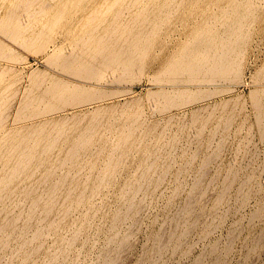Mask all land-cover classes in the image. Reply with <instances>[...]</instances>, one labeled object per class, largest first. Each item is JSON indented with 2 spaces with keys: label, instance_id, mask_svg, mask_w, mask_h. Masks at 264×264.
I'll return each instance as SVG.
<instances>
[{
  "label": "rangeland",
  "instance_id": "obj_1",
  "mask_svg": "<svg viewBox=\"0 0 264 264\" xmlns=\"http://www.w3.org/2000/svg\"><path fill=\"white\" fill-rule=\"evenodd\" d=\"M12 1H15L14 4ZM16 1L17 0H0V15H4L1 16L3 20H0V24L1 22L2 25H4V22H7V25L9 23L12 24L14 18H16V20L18 19L19 21L16 22L15 20L11 26L8 25L9 29L12 27L15 28V26H18L16 23L22 22L23 24H20V27L18 26L19 29H17L20 31L21 26H25L22 29L25 31L27 28L28 30H26L27 32L25 31V33L21 29L18 33V37H15L16 35L14 36L11 34L15 32L13 29L8 32L9 29L6 24V29H4L5 25H0V46L6 47H4L5 49L1 47V50L4 49L5 54L1 53L2 51L0 50V54H4L0 55V72L3 73L0 77V119L2 120L0 126V141L3 143L0 142V144H2L0 150L2 149L3 152L0 151V156L3 155L2 153H4V150L5 153L13 152L14 147H19V150L17 148L14 151L15 153L19 152V155L16 153L17 156L15 157L19 159L20 153H22L19 160L13 158L14 152L12 156L6 153L9 155V158L7 157L8 159L5 158L6 156H2L5 159L0 157V167L2 166L1 169L3 166L5 167L3 168L4 170L2 169L3 171L0 169V179L2 176H5L1 175L5 174L3 172L7 173L6 176L8 175L7 178L9 179V172L13 174L15 171L13 169H16V166V171L19 172V169L22 170L21 168L27 165L28 159L30 160V158L27 157L34 155L32 157L33 159L31 158L32 160L28 163V168L25 166L26 170L23 168V170L19 172L21 175L17 172L18 176H16L15 171L13 174L15 176L10 174V177H13L9 180L10 182L6 181V176L4 178L2 177L6 182H3L4 180L2 181V179L0 181V246L2 245L0 249V264H264V114H262L264 113V108L263 111L261 110V107H264V105L260 104V106H262L259 107V104L257 106L256 103L259 98V100L264 103V0H252L253 5H251L249 0L247 1H249L250 4H247V1L239 0V6L237 4L238 0H231V3H229L230 0H177V2L176 0H165L166 2L164 0H155V3L152 2L153 0H140V2L150 5L147 6L142 3L141 6L143 10H146V6L149 8L150 12L144 10L145 12L143 15L142 10L139 14L141 15L142 13V19H146L147 22L141 21L140 16L138 18V11L142 9L139 5V0L137 1L138 3L134 1L136 4H133V8H131V2H129L130 6L127 5L128 0H106V2H103V0H79V3H77L78 0H74L77 4L76 7L74 6L75 4H73L75 3L73 0V5L69 3L71 0H69V2L68 0H36L37 2L28 0L29 3L27 0H24L22 1L23 6L25 4L24 7H21V0L17 1L18 4ZM112 1L119 3L123 1L126 4L125 6V4L122 3L124 8L128 6V8L130 7L133 10L126 8L128 10L127 12L126 9L124 10L122 4L119 5V3H117V7H120L118 10L114 2L115 6H110V10H113L112 13L109 7L106 8L107 5L113 4ZM33 2L35 4H39L40 2L39 8L42 6V9L46 6L45 8L48 11L44 9L47 12H50V9L53 10L55 7L61 10L57 13V9H54L50 14L45 11L46 14L42 16L44 9L39 11L41 8L39 9L37 5V7H35ZM159 2L160 5L164 2L167 5L164 3V7L162 4V7L160 6L162 9L160 8L159 10ZM240 2L243 4L240 5ZM244 2L247 4V7L251 5L252 7L250 6V10L252 11V9H255L257 14L255 11H252L254 13L250 14L249 12L251 11L245 6L246 4L244 5ZM57 3L59 5H57ZM65 3L68 4L66 5ZM233 3L234 7H241V9L237 8L236 10V7L232 8ZM226 4L228 6H226ZM255 4H258L257 8ZM27 5L30 7V11L32 12L30 13L31 15L28 14L30 11L29 7L27 9ZM61 5L63 8L59 7ZM100 5L105 7L104 14L105 11H107L106 9H108L109 12L105 14L108 15L106 16L108 19H106L105 15H101L103 10H101L102 6L100 7ZM134 5L138 7L135 6V8ZM10 6L11 10H9ZM19 6L22 9L25 8V11L28 10L27 13L25 12V14L24 11L21 10L17 11L16 8H19ZM32 6H34V8ZM69 6L71 7L68 8ZM154 6V9L157 8L159 10L157 12H159L158 15L160 14L159 16L161 17L156 15V11L154 13V10L152 11V9H150ZM170 6L172 8H169V10L168 7ZM244 6L249 10L246 9L247 13ZM85 7H88V9ZM97 7L99 8L97 9ZM222 7L225 9H222ZM91 8H93V11H96H92L96 14V19L93 20L90 17L95 15L92 12L89 13ZM163 8H166V10ZM36 9H38L37 12L35 11ZM65 9L67 11H65ZM55 10L56 12H54ZM6 11H8L7 15H14L11 13L14 11H17L18 14L21 13L20 16L18 14H15V16L18 15L22 20L19 17L13 18L12 15L11 17L7 16ZM130 11H132L131 14ZM134 11H137L135 15L133 14ZM151 11L153 13H151ZM222 11L227 13L224 15ZM228 11L233 12V14ZM61 12L64 14L61 15ZM120 12H122L124 16L130 14L129 16L127 15L130 19L125 16L130 21L127 18L125 19ZM167 12L171 14L167 16ZM34 13L35 17L41 14L44 19L46 15L52 14V17L47 16L46 20L48 21H45L50 24L49 21L55 22V18L53 17H56V22L55 24H48V30V26L44 25L46 22L43 23L44 19L41 16L39 17L42 19L39 17H36L37 19H35V17L33 18L34 15L32 16V14ZM117 13L119 14L115 16L114 14ZM163 13H165L164 16H162ZM220 13L223 14L220 16ZM98 14L99 16H97ZM132 14L134 16H131ZM147 14L148 16H150V14L152 15L151 19L148 18ZM153 14L163 20H159L158 17L156 20ZM228 14H230L231 17ZM5 15L7 19L4 18L6 17ZM59 15L65 18L62 19ZM120 15H122V25L127 22L131 23V18H133L132 26L135 27L138 24V26H136L137 29L135 28L136 30L139 29V32L143 30V33L146 35L149 32L147 36L151 33V31H149L150 29L153 31L156 30L154 31L155 35L151 33V37L146 36V38H148L146 39L144 36L145 34L139 36L138 32L134 29L135 34L131 31L132 28L130 25L132 23L130 25L127 23L131 30L126 27L127 24H125L123 26V28H125L124 31L122 26H117L121 22V18H118ZM165 15L166 18L164 20L163 17H165ZM213 15L217 17L216 20H214L215 18L212 19ZM243 15H246L245 19ZM223 16L228 17L229 20ZM236 16L238 19H242L243 16L242 21L244 25H242L243 28L242 26H239L240 29L238 28V32L241 36L237 35V31V33L234 32L233 35H235V38L236 36L238 38L234 39L233 35L232 37L229 36L232 42H235L234 44L237 43L234 46L231 40L229 41L227 38H229L228 32L232 31L231 25L233 24L234 27V24L238 21V19L234 20ZM50 17L53 19L49 20ZM97 17H101L100 20ZM250 17H252V20H248ZM113 18H115L117 22ZM254 18L255 20H253ZM152 19H154L155 22L159 21L155 23ZM126 20L128 21L126 22ZM230 20L231 23L233 21L232 24ZM151 21L155 24H151ZM141 23L145 24L141 25ZM111 24L117 27L111 26ZM156 24H158V26ZM226 24L228 26L230 24L229 31L226 30L228 29ZM43 25L47 26L44 28L45 31L42 30ZM155 25L157 29L154 27ZM104 27H107L109 32L111 29L113 34L107 32L108 30H105ZM111 27L116 30H112ZM143 27L144 29H142ZM209 27H213L210 29L211 31ZM235 27H238V24H236ZM206 28L209 30V32L205 30L208 32L207 34L204 32ZM39 29L43 31L46 37L43 36V38L41 35V39L36 38L39 36L37 32ZM88 29H90L92 34L87 31ZM100 29L102 31H100ZM121 29L124 31V33L121 34L124 35H120ZM241 29L242 31H239ZM83 30L85 33H88L85 34ZM92 30L94 32L97 30V33L95 32L96 34H94ZM118 30L119 35H117L116 32ZM145 30L147 32H145ZM224 30L227 36H225L226 34L223 35L222 31ZM82 31L85 35L83 34L84 36L80 37L82 36ZM113 31H115V33ZM213 31L214 33L217 32L215 33L216 35ZM106 32L110 34L108 35L111 36L110 38L113 41H109L110 38H108ZM15 33L17 34V32ZM22 33L24 34L22 35ZM197 33L201 34L204 38ZM212 33L214 35H212ZM89 34L91 38L88 36ZM101 34L105 35L101 36ZM129 34H133V38L136 36H138L136 38L144 37L149 42H144V38L142 39L143 43H141V45L146 46L143 47L146 48L145 53L144 50H141L143 52H138L142 46H136V38L129 39V37H132L129 36ZM208 34H211L212 37L210 38ZM126 35H128V37ZM205 35H207L209 39ZM31 36V39H35V43L31 40L30 42H32V44L30 45V42L28 41V44L25 39L29 40ZM98 36L104 39L101 40V37L97 38ZM112 36L117 38L116 41L118 40L117 42L121 45L115 42ZM117 36L122 38L123 41L122 39H118L119 37ZM199 36L201 38L198 39ZM213 36H218L219 42L215 40L218 38H213ZM78 38H82V40L80 41ZM89 38L91 39L90 41H88ZM124 38L134 41L130 43ZM195 39L198 41H200V39L201 41L206 39L203 41H206L205 43L201 42L203 46L207 45L205 47L206 49L200 46V42V45L197 44L198 42ZM223 39L228 45L225 44ZM44 40L45 42L42 45ZM100 40L103 43H105L106 40V46L103 43L101 46ZM124 40L128 46L129 43L134 44V46H131L132 48L129 46L132 51L135 49L134 51L138 52L137 54L143 53L144 56L142 57V54L136 56V52L134 51L131 53L132 51L128 46L126 45L125 47V45H123L125 43ZM220 40H222L223 44L226 46H223ZM76 41L81 47L75 45ZM214 41H216V46L221 43L220 46L223 48L217 46V49L216 47L210 46L212 44L214 45ZM84 42H86V44ZM207 42L212 43L207 44ZM144 43H148V46ZM230 43L232 45H230ZM117 44L118 48L116 49ZM191 45H194V50L196 49L193 53L197 54L198 52L197 56L194 54L195 56L193 57V53H189L193 51ZM229 45L231 47L233 46L235 51L232 48L234 53L229 51L232 56L228 55L225 61H229L230 58V60L234 62L232 63L230 61V64H235V66H233V68L229 66L230 69L227 72L225 71L226 74L221 73L217 75L216 72L215 74L217 76H211L212 71L210 72V70H208L206 74L207 71L204 70H207L206 68H209V65L210 67L212 63L216 65L214 62H219L218 60L220 58V60H222L224 53L227 50H231V47L226 49ZM82 46L84 48H82ZM96 46H98V51ZM209 46L211 48L210 50L218 52L219 59L217 53L213 52L212 54V51L209 53ZM89 47H94V49H91L97 52L92 51V53H95V55L97 54L96 56H98V58H96V56L95 58L98 60L101 58L102 62L94 58L90 49V54L93 55V61H91L89 53L86 55L87 53L85 51V48L87 49ZM124 47L125 49H123ZM184 47H189L190 49L188 48L187 52H185L186 50H184ZM224 47L226 48L224 49ZM126 48L130 51L128 52ZM136 48L138 50H136ZM121 49L122 51L126 50L129 57L134 56L131 57L130 60L129 57H125L126 54L120 55L125 57L122 59L120 57L121 61L124 62L125 60L124 63L131 61V64L133 61H136V64L141 61L142 65L139 64L141 67L137 65V67L133 69V65H136L133 62L134 64L131 65L133 68L130 66V68L128 67V69H126V67L123 70L122 68L126 65L123 66L124 63H120L116 55L118 59L115 65L119 68L116 66H112V68L114 67V69L118 71L116 70V72L114 69L113 71L111 67V72H109L110 69L106 70L107 64L103 61V58L107 57L108 59V56L110 57L109 54L113 53L118 55L120 53L124 54L122 51L117 53V50ZM219 49H221V51ZM222 49L225 51L223 52ZM82 50H84V52ZM99 50L102 52L101 56L98 55L100 52ZM183 50L186 57L182 54ZM200 50H203L201 51L203 53H200L201 56L204 55V50H208L207 52L209 55L207 54V57H209L210 54L211 56L215 54L214 56H217V60L213 57L215 59L214 61L207 62V60H203L205 64L203 62L200 64ZM105 51H110L112 53L109 52L108 54V52ZM75 52L78 56L74 54ZM87 52H89L88 49ZM186 53L190 54L193 59L196 57V59L199 58L197 61L201 67L205 65L203 67L204 69L198 70L203 72H200V74H204L205 72L206 78L205 75H199L198 70H196L198 71V75H195L196 71L194 73L193 70L190 75L188 71L186 73V68H188L187 65H189L190 59L192 60L190 55L189 58L187 57ZM220 53L221 55L223 54L221 57ZM72 54H74V56L76 55V57ZM180 54L181 56L183 55L181 57L182 59L180 58ZM205 55L204 57L206 59ZM71 56L76 59L83 57L84 60L89 58L87 63L91 62V64L96 60L97 65L94 64V62L92 66H89L86 60L84 62L82 59L80 61H82L83 64L86 63V69H84L85 71H81L80 68H83L84 65L81 64L79 60L75 61L76 64H71V66L68 64V62L70 63V60H72ZM62 57H68L70 60L68 61L66 60L68 58H66L64 59V63L62 60V63L65 66L68 65V68H73L68 69L61 65L62 63H59V61L63 59ZM58 58H60V60ZM174 59L175 62L173 61L172 63ZM184 59L186 61H184L185 63L183 62L186 67L184 68L185 71H183L182 67L178 72L175 70L176 68H171L172 65ZM207 59L210 60L211 58ZM97 62L100 63L98 64ZM118 62L121 65H118ZM226 63L229 64V62ZM102 65L105 67L101 68L103 72H106L107 75L104 74L106 77L102 75L103 78L101 77L102 79H99L100 77L97 76L99 77L97 79L96 75L91 76L89 74V77L87 73V76H84V73L87 72L86 70H88L89 67H100ZM168 65L172 69H170L171 71L169 70V72L166 70L168 69ZM107 66L109 67L110 65ZM236 66H238V69L235 68ZM131 68L133 70H131L132 73L130 72V74L127 70ZM125 69L126 73H129L127 76L124 75ZM231 69L234 71L230 73L229 71ZM235 69H237V71H235ZM181 70L185 73L180 72ZM215 71L213 69V72ZM119 72H123V75H120ZM118 74L120 76H118ZM207 75L211 76L213 80ZM55 78L58 79L56 80ZM59 79L63 80L61 83L68 81V83L72 82V85H80V88L82 85L83 89L87 87L88 90L90 89L89 93H91V95L93 94L90 96L91 99L90 97L88 99L87 95L89 93H87L86 96H81L82 98L80 99L84 100L83 98L87 97L88 101L85 99L84 102H79L80 99H78L79 101L77 100L76 103H73L71 101L73 97L72 99H68L70 98L68 97L70 91L66 90L67 97L65 96V98L66 100L68 99L67 101L70 100V103L63 104L62 102L65 101V98L61 100L60 95V100L58 99V102L57 100L54 101L58 98V91H56V88L60 87L66 89L69 86L66 82H64L63 85L66 83L67 87H65L66 84L63 86ZM55 81L57 83L54 85ZM51 84H53L54 87L51 86L50 90L49 85ZM38 85L39 87L41 85V90L38 89ZM72 85L68 87L72 89L71 91L77 90V88L79 89L78 86L76 87L74 85L76 87L74 88ZM42 89L50 90L47 97L45 94L47 92ZM83 89H81V91ZM86 89L83 92L79 89L77 92L86 93ZM159 89L160 91H158ZM164 89L166 91L169 90L167 95ZM173 89L176 92L173 91ZM185 89L188 90V94L184 93ZM190 89L193 94L195 92L197 93V91L200 93H195V95L191 97L190 95L192 94L190 93L192 92L189 91ZM38 90H40V93ZM54 90L56 92H54ZM187 90H185V92ZM161 91L162 94H165L168 98L170 95L171 98H167L168 100L165 99L166 97L164 98V95L160 94ZM171 91H173V93ZM177 91H182L183 95L186 94V96L190 97L187 101H180V99H185L186 96L181 95L180 92L179 96ZM42 92H45L44 96ZM28 93L32 94V97H37L39 100L45 98V100H41V102L44 101L42 102L44 105L35 98L33 104L32 101L29 103L32 97ZM51 93H56V95L54 94L55 96H53L54 102L51 99ZM40 94L41 97L39 96ZM172 96H175L176 99L179 96L177 102ZM257 96L260 97L258 98ZM28 97L29 100L26 99ZM172 98L175 99V102L173 101L174 103L172 102ZM49 99H51V101ZM169 100H171V103L168 102ZM23 101H25V105H33L30 107L27 106L31 111L28 110V112L30 114L34 113V115L29 114L30 118L28 112L26 113L27 110L25 109V105L23 106L24 109L21 106ZM47 101L51 102H48L49 104L53 103L54 106L59 105V108H54L53 106L54 109L50 108L51 106ZM60 102L63 106H61L62 104H60ZM38 103H40L39 107L36 105ZM34 105L37 106V108H35ZM45 106L46 109L49 106L47 109L48 112L45 111L44 114L37 116L44 112L42 109H45L43 108ZM19 108L20 110L23 109L22 113H26V115L23 116L20 110L18 111ZM31 108H35L36 113L32 112L33 109L31 110ZM37 111L40 113L37 114ZM18 112L20 114H18ZM95 113H98V117H94ZM19 116L20 119H18ZM62 118L64 121L66 119L67 122H64ZM131 119L136 123L133 124L134 121L132 122ZM49 121L53 123H49ZM41 122H43V124H41ZM54 123L58 126H56V124L53 125ZM48 124H52V127L50 128ZM65 124L66 126H64ZM31 125H35L38 128L35 126L30 127ZM43 125L45 130L49 129L47 134ZM53 126L61 130L60 134L62 136L58 135V129ZM26 127L30 128V132L35 127L36 129L33 130L32 133L44 130L45 132H43L45 135L38 132L41 133L39 134L40 137H38L36 136L38 133H30V135L33 136V139L30 137V140L27 135L29 130ZM25 128L26 132L23 131ZM54 128L57 129V131ZM126 129L133 130H130V133H128ZM17 131L21 132V137L18 135L19 132L17 134ZM51 133L54 134L52 135ZM122 133L123 135L128 133V135L126 134L127 137L126 135L123 137ZM131 134L133 135L131 136ZM41 135L44 136L45 139H42L43 137ZM52 136H56L55 138L58 139H53ZM80 136L84 137L81 138ZM129 136L130 138H128ZM34 137L37 139H34ZM86 138H88V141ZM125 138L127 141H125ZM38 139L39 142L37 141ZM82 139L85 143L87 141V144H82ZM4 140H6L5 143L3 142ZM19 140H22V142ZM23 140H26L27 144L30 143V145H26V143L24 145L23 143L26 141ZM44 140L45 142L43 143ZM47 141H51L50 144H48L49 142ZM34 142H36V146ZM18 143L22 144L19 145ZM51 143L53 144L52 146ZM77 143H79L80 146ZM120 143H124L125 145H121ZM33 145L36 147V150L33 149ZM81 146L83 148H80ZM73 147H75V150L72 153ZM76 148L78 151L77 154H74L76 153ZM78 148H80V150ZM23 149L24 151H21ZM44 149H46V151ZM122 149L125 151H122ZM27 151L29 154L26 153ZM32 151H34V153ZM25 156L27 160H25ZM23 159L26 164L22 161ZM113 159H119V161ZM19 161H22V163L19 164ZM7 182L8 184H6ZM53 185L61 186H58L59 188H57V186L54 188ZM51 186L52 189H56H51L53 192L56 191L55 193L50 191ZM29 189H33V192L30 190V195L28 192ZM48 191H50V195ZM68 193L71 194L69 195ZM47 195L54 196L55 198L48 197ZM38 197V201L43 198L42 201L39 202V206L36 199ZM40 197L42 198L40 199ZM46 197L53 200L50 201L49 199L47 201ZM81 197L83 199H81ZM34 199H36L38 207L34 203ZM56 200L57 203H55ZM45 201H47L49 205L52 203V205L49 207ZM54 203L56 205H53ZM33 204L35 208H38L36 209L37 212L33 210L35 209ZM43 205L49 208L54 206V208L52 210L49 208L43 209ZM31 208L37 214L34 213L35 216H31L34 217L33 219L30 217L32 220L27 217L28 213L30 216V212L32 211ZM64 208L68 210L65 211ZM43 210L44 212L45 210L47 211L44 214L47 217L45 220L42 219L44 216ZM13 219L15 220V224L10 225L11 222L13 223ZM51 223L53 225H50ZM38 229L39 234L42 230L41 235L37 234L38 232L36 231ZM34 235L37 238L35 237L34 239ZM74 235L76 238H74ZM68 241L70 243L73 241V243L69 245Z\"/></svg>",
  "mask_w": 264,
  "mask_h": 264
},
{
  "label": "bare ground",
  "instance_id": "obj_2",
  "mask_svg": "<svg viewBox=\"0 0 264 264\" xmlns=\"http://www.w3.org/2000/svg\"><path fill=\"white\" fill-rule=\"evenodd\" d=\"M17 1H19V0H17ZM17 1H16V3L18 4ZM22 1H24V0H21V2H22ZM25 1H26V0H25ZM29 1H30V0H29ZM29 1L27 0L28 3H29ZM37 1H39V0H37ZM37 1L34 0V2H37ZM64 1H65V0H64ZM66 1H67V0H66ZM73 1H74V0H73ZM73 1L71 0V1L69 2V0H68V2L71 3V4L73 3ZM80 1H81V0H80ZM83 1H84V0H83ZM104 1L106 2V0H103V2H104ZM109 1H110V0H109ZM109 1H108V2H109ZM118 1H119V0H118ZM123 1H125V0H123ZM123 1H121V2L124 3ZM134 1L137 2L138 0H132V1H131V0H128L127 5H129V2H131V3H130V4H132L131 8H133V4L135 3ZM142 1H143V0H142ZM146 1H147V0H146ZM150 1H151V0H150ZM157 1H159V0H157ZM164 1H165V0H164ZM169 1H170V0H169ZM174 1H175V0H174ZM228 1H229V0H228ZM235 1H237V0H235ZM241 1H242V0H241ZM244 1H247V0H244ZM249 1H250L251 5H253V4H252L253 1H252V0H249ZM249 1H247V4H250ZM14 2H15V1H14ZM14 2L12 1L13 4H14ZM21 2H20V3H21ZM34 2H33V3H34ZM61 2H62V1H61ZM74 2H75V3H73V4H75L74 6L76 7V6H77L76 1H74ZM108 2H107V3H108ZM112 2H113V4H111V2H110L111 5H109V6H108L107 3H106V5H107L106 8L109 7V10H110V6L114 5V2H115V1H112ZM139 2H140V0H139ZM148 2H149V1H148ZM152 2L155 3V0H153ZM165 2H166V1H165ZM165 2H164V3H165ZM176 2H177V0H176ZM233 2H234V1H233ZM238 2H239V0L237 1V4H238ZM10 3H11V2H10ZM58 3H59V2H58ZM58 3H57V5L60 4V3H59V4H58ZM62 3H63V2H62ZM62 3H61V4H62ZM77 3H79V0L77 1ZM81 3H82V2H81ZM99 3H100V2H99ZM99 3H98V5H99ZM115 3H116V4H115L116 6H115V5H114V6H115L116 8H118V7H117V6H118L117 3H119V2H115ZM122 3H119V5H121ZM137 3H138V2H137ZM140 3H141V4H140ZM140 3H139V5H140V7H142L141 5H142V3H144V2H140ZM157 3H158V2H157ZM161 3H162V2H161ZM164 3H162V4L164 5ZM167 3H169V2H167ZM173 3H174V2H173ZM227 3H228V2H227ZM229 3H231V0H230ZM229 3H228V4H229ZM240 3H241L240 5L243 4L242 2H240ZM254 3H255V2H254ZM256 3H257V2H256ZM13 4H12V5H13ZM34 4H35V3H34ZM34 4H33V5H34ZM39 4H40V2H39ZM39 4H35V7L38 6V8H39ZM65 4H66V3H65ZM67 4H68V3H67ZM67 4H66V5H67ZM73 4H72V5H73ZM92 4H93V3H92ZM101 4H102V3H101ZM124 4H125V3H124ZM135 4H136V3H135ZM144 4H146V3H144ZM144 4H143V5H144ZM149 4H150V3H149ZM162 4H161V5H162ZM165 4H166V3H165ZM171 4H172V3H171ZM176 4H177V5H180V4H178V3H176ZM245 4H246V3L244 2V5H245ZM247 4L245 5L246 7H247ZM9 5H10V4H9ZM12 5H11V6H12ZM19 5H20V4H19ZM31 5H32V4H31ZM31 5H30V6H31ZM36 5H37V6H36ZM55 5H56V4H55ZM62 5H63V4H62ZM62 5L59 6V7L61 8ZM72 5H71V6H72ZM78 5H79V4H78ZM83 5H85V4H83ZM94 5H95V4H94ZM96 5H97V4H96ZM102 5H103V4H102ZM102 5H100V7H101ZM106 5H104V6H106ZM122 5H123V4H122ZM137 5H138V4H137ZM137 5H134V7L137 6ZM139 5H138V6H139ZM146 5H147V6H150V5H148V3H147ZM151 5H152V3H151ZM154 5H155V4H154ZM161 5H160V2H159V10H160V8L162 7ZM166 5H167V4H166ZM174 5H175V4H174ZM174 5H172V6H174ZM232 5H233L232 8H235V7H236V6L234 7V3H233ZM235 5H236V4H235ZM251 5H249V6L247 7V8H249V10H250V6H251ZM255 5H256V4H255ZM255 5H254V6H255ZM257 5H258V4H257ZM257 5L255 6L256 8H257ZM11 6H10V9H9V10H11ZM13 6H14V5H13ZM13 6H12V7H13ZM15 6H18V5H15ZM24 6H25V4H24ZM24 6H23V2H22V6H21V7H24ZM44 6H45V5H44ZM64 6H65V5H64ZM71 6H69L68 8H70ZM125 6H126V4H125ZM129 6H130V5H129ZM138 6H137V7H138ZM160 6H161V7H160ZM226 6H228V5L226 4ZM230 6H231V5H230ZM238 6H239V4H238ZM245 6H244V8H245ZM21 7L19 6V8H16V7H15V8L17 9V11H18V10H21V11H24V13H25V12L27 13L28 10L25 11V10H24L25 8L22 9ZM28 7H29V6L27 5V9H28ZM32 7L34 8V6H32ZM32 7H31V8H32ZM45 7H46V6H45ZM45 7H44V8H45ZM59 7H58V8H59ZM75 7H74V8H75ZM83 7H84V6H83ZM83 7H82V8H83ZM89 7H90V6H89ZM91 7H92V6H91ZM94 7H95V6H94ZM112 7H113V6H112ZM115 7H114V8H115ZM151 7H152V6H151ZM164 7H165V5H164ZM174 7H175V6H174ZM179 7H180V6H179ZM223 7H224V6H223ZM223 7H222V9H225V8H223ZM251 7H252V6H251ZM8 8H9V7H8ZM8 8H7V9H8ZM13 8H14V7H13ZM20 8H21V9H20ZM40 8H41V9H40ZM40 8H39V9H40L39 11H42V10L44 9V8L42 9V6H40ZM47 8H48V7H47ZM62 8H63V7H62ZM72 8H73V6H72ZM72 8H71V9H72ZM85 8L88 9V7H85ZM98 8H99V7H97V9H98ZM104 8H105V7L102 6V9H101V10H103V13H102L101 15H105L106 12H109L108 9H106L107 11H105V14H104V10H105ZM114 8H112V9H114ZM121 8H122V6H121ZM123 8H124V5H123ZM126 8H128V6H127ZM126 8H124V10H125ZM129 8H130V7H129ZM129 8H128V9H129ZM131 8H130V10H133V9H131ZM135 8H136V7H135ZM145 8H146V10L144 9L145 11L150 12L149 8H147L146 6H145ZM154 8H155V6H154L153 8H150V9H152V11L154 10V13H155V11H156V12L159 11L157 8H156L157 10L154 9ZM166 8H167V7H166ZM166 8H163V9L166 10ZM169 8H172V7L170 6V7H168V9H169ZM237 8H240V9H241V7H236L235 9L237 10ZM247 8H245V10H246ZM45 9H46V8H45ZM45 9L43 10L44 12L42 13V16H44L43 14H46L45 11H46L47 9H46V10H45ZM54 9H57V8L55 7ZM54 9H53V10H54ZM66 9H67V8H66ZM66 9H65V11H67ZM87 9H86V10H87ZM119 9H120V7L118 8V10H119ZM138 9H139V8H138ZM161 9H162V8H161ZM168 9H167V11H168ZM173 9H174V8H173ZM227 9H228V7H227ZM251 9H252V8H251ZM12 10H13V9H12ZM51 10H52V9H50V12H53V10H52V11H51ZM60 10H61V9H60ZM60 10L57 9V13H58V11H60ZM82 10H83V9H82ZM90 10H91L90 12L88 11L89 13H91V12L93 11V8H91ZM118 10H117V11H118ZM122 10H123V9H122ZM126 10H127V9H126ZM134 10H135V9H134ZM136 10H137V9H136ZM142 10H143V7H142L141 10L138 11V18H139V16H140V20H141V21L143 20V22H144V21L147 22L146 19H145V20L142 19V18H143V15H144V12H145L144 10H143V12H142L143 15H142V13H141L142 17H141V15H139L140 12H141ZM148 10H149V11H148ZM169 10H170V9H169ZM171 10H172V9H171ZM177 10H178V9H177ZM177 10H176V12H177ZM230 10H232V9H230ZM236 10H235V12H236ZM242 10H243V7H242ZM247 10H248V9H247ZM247 10H246V13H247ZM249 10H248V11H249ZM17 11H16V12L14 11L15 13L10 11L11 13L14 14V15L11 14L13 18H14V17H19V16L21 15V13L18 14ZM21 11H20V12H21ZM29 11H30V7H29ZM35 11L37 12L38 9H36ZM35 11H33V12H35ZM47 11H48V10H47ZM47 11H46V12H47ZM68 11H70V10H68ZM73 11H74V10H73ZM79 11H80V10H79ZM79 11H78V12H79ZM112 11H113V10H112ZM112 11L110 10V12H112ZM152 11H151V13H153ZM161 11H163V10H161ZM226 11H227V10H226ZM238 11H239V10H238ZM250 11H251V10H250ZM252 11H255V9H254V10L252 9ZM252 11L249 12V13H250V14L254 13V12H252ZM6 12H7V13H6V15H7V14H8V11H6ZM10 12H9V13H10ZM50 12H47V13L50 14ZM54 12H56V10H55ZM75 12H76V11H75ZM84 12H85V11H84ZM88 12H87V14H88ZM93 12H96V11H93ZM93 12H92V13H93ZM127 12H128V10H127ZM131 12H132V11H130V14H131ZM136 12H137V11H136ZM136 12L134 11L133 14L135 15ZM171 12H175V11H171ZM222 12H223V11H222ZM228 12H231V11H228ZM24 13H23V14H24ZM26 13H25V14H26ZM30 13H32V12L30 11L28 14L31 15ZM40 13H41V12H40ZM61 13H62V12H61ZM71 13H73V12H71ZM99 13H100V12H99ZM112 13H113V12H112ZM112 13H111V14H112ZM120 13L122 14V12H120ZM123 13H124V12H123ZM158 13H159V12H157L156 15H158ZM161 13H162V12H161ZM165 13H166V12H165ZM165 13H163L162 16H164ZM167 13H168V12H167ZM223 13H224V12H223ZM223 13H220V16H221V14H223ZM226 13H227V12H225L224 15H225ZM231 13L233 14V12H231ZM241 13H242V12H241ZM243 13H244V12H243ZM255 13H256V11H255ZM15 14H18L19 16H18V15L15 16ZM25 14H24V15H25ZM38 14H39V12H38ZM38 14H37V15H38ZM63 14H64V13H62L61 15H63ZM68 14H69V12H68ZM74 14H75V13H74ZM74 14H72V15H74ZM93 14H94V13H93ZM107 14H109V13H107ZM118 14H119V13L114 14V15L116 16V15H118ZM130 14H129V15H130ZM133 14H132L131 16H134ZM145 14H146V13H145ZM169 14H171V13H168L167 16H169ZM235 14H237V13H235ZM235 14H234V16H235ZM250 14H249V15H250ZM256 14H257V13H256ZM256 14H255V15H256ZM6 15H5V16H6ZM11 15H7V16H10V17H11ZM29 15H28V16H29ZM33 15H34V16H33ZM51 15H52V14H51ZM51 15H46V16H45V19L41 16V14L38 15V16H36V17L41 16V17L44 19V21L42 20L43 23H45L46 21H48V20H46V17H47V16H51ZM54 15H55V14H54ZM85 15H86V13H85ZM90 15H91V14H90ZM90 15H89V17H90ZM94 15H95V16L90 17L92 20H93V19H96V14H94ZM101 15H100V16H101ZM122 15H123V14H122ZM122 15H120V17L118 16V18H121V22H120L121 24L119 23L118 25H117V24H116V25H117L118 27H119V26H120V27L122 26V29L125 31V28H123V26H124L125 24L128 23L127 21L130 19V17H128V16H129L128 14H127L128 16L125 15V16H127V17L129 18V19H128L127 17H125V16L123 15V16L125 17V19L127 18L128 20H126L127 23H125L124 25H122ZM153 15L155 16V14H153ZM159 15H160V14H159ZM159 15H158V16H159ZM228 15L231 17L230 14H228ZM228 15H227V16H228ZM1 16H4V15H0V17H1ZM7 16L4 17V18L7 19ZM32 16H33V18H34V17H35V13L32 14ZM55 16H56V15H55ZM68 16H69V15H68ZM68 16H67V17H68ZM76 16H77V15H76ZM83 16H84V13H83ZM97 16H99V14H98ZM106 16H108V15H105V17H106ZM147 16H148V14H147ZM151 16H152V15L150 14V16H148V18L151 19ZM158 16H155L156 20H157V17H158ZM216 16H217V15H216ZM238 16H239V13H238ZM243 16H244V15H243ZM243 16H242V19H243ZM245 16H246V15H245ZM245 16H244V19H245ZM251 16H252V15H251ZM22 17H23V16H22ZM36 17H35V19H37ZM41 17H39V18L42 19ZM51 17H52V16H51ZM51 17H50V19H49V18H48V19L51 20V19L55 18V22H56V17H53V18H51ZM59 17L61 18L62 16L59 15ZM87 17H88V16H87ZM87 17H86V18H87ZM89 17H88V18H89ZM113 17H114V16H113ZM124 17H123V18H124ZM144 17H145V16H144ZM159 17H161V16H159ZM159 17H158V19H159ZM170 17H171V15H170ZM223 17H226V16H223ZM230 17H229V18H230ZM232 17H233V16H232ZM240 17H241V16H240ZM253 17H254V15H253ZM2 18H3V17H1V19H0L1 21L3 20ZM13 18H12V19H13ZM19 18L21 19V17H19ZM63 18H65V17H62V19H63ZM82 18H83V17H82ZM82 18H80V19H82ZM90 18H89V19H90ZM97 18H99V17H97ZM100 18H101V17H100ZM100 18H99V20H100ZM115 18H116V17H115ZM115 18H113V19L117 22V20H116L117 18H116V19H115ZM135 18H136V17H135ZM153 18H154V17H153ZM155 18H154V19H155ZM163 18H164V20H165L166 15H165V17H163ZM167 18H168V17H167ZM213 18H215L214 20L217 19V17H215L214 15H213L212 19H213ZM218 18H219V17H218ZM226 18H227V20H229L228 17H226ZM248 18H249V17H248ZM8 19H9V18H8ZM12 19H11V21H12ZM58 19H59V18H58ZM62 19H59V20H62ZM80 19H79V20H80ZM84 19H85V18H84ZM84 19H83V20H84ZM89 19H88V20H89ZM106 19H108V17H106ZM106 19H104V20H106ZM109 19H110V18H109ZM131 19H132L131 21L133 22V18H131ZM150 19H149V20H150ZM154 19H152V20H154ZM161 19H162V18H161ZM161 19H159V20H161ZM220 19H222V18H220ZM232 19H233V18H232ZM232 19H231V20H232ZM237 19H238V17L236 16V19L234 18V20H237ZM240 19H241V18H240ZM240 19H238V21H236V23L234 24V27H233V24H232L233 21H232V23H231V20H230V23L232 24V25H231V30H232V31H231V32H228V33L230 34V35L228 34V37H229V36L232 37V35L234 34V32L237 33V32H238V28L240 29L239 26L244 25L242 19H241V20H240ZM15 20H16V18H14L13 23L15 22ZM21 20H22V19H21ZM45 20H46V21H45ZM97 20H98V19H97ZM102 20H103V19H102ZM111 20H112V19H111ZM119 20H120V19H119ZM159 20H158V21H159ZM162 20H163V19H162ZM222 20H223V19H222ZM225 20H226V19H225ZM246 20H247V19H246ZM246 20H245V21H246ZM248 20H252V17H250V19H248ZM253 20H255V18H254ZM18 21H19V20L17 19L16 22H18ZM34 21H36V20H34ZM52 21H53V20H52ZM129 21H130V20H129ZM158 21H156V22H158ZM8 22H9V21H8ZM49 22H50V24H52V23L55 24V22H51V21H49ZM123 22H124V20H123ZM132 22H131V23H132ZM154 22H155V20H154ZM154 22L151 21V24H155V23H156V22H155V23H154ZM234 22H235V21H234ZM237 22H238V23H237ZM13 23H12V24H13ZM131 23H128V24L130 25ZM139 23H140V21H139ZM3 24H4V25H5V24L7 25V22H4ZM12 24L9 23L8 25L11 26ZM20 24H23V23H22V22H20V23H18V24L16 23V25H18L19 27H20ZM48 24H49V23L46 22V24H44V25H47V26H48ZM50 24H49V25H50ZM128 24L126 25V27H128L130 30H131V28H132L131 31L134 32V29H135V28L137 29V27H136V26H138L137 23H136L137 25L135 24V25H136L135 27L132 26V25H133V23H132V24L130 25L131 28L129 27ZM142 24L144 25L145 23H141V25H142ZM236 24H238V27H235ZM0 25H2V22H1ZM4 25H2V26H4ZM6 25L4 26V29H6V27L8 26V25H7V26H6ZM44 25H43V26H44ZM139 25H140V24H139ZM141 25H140V26H141ZM156 25L158 26V24H156ZM156 25H155L154 27H156ZM245 25H246V22H245ZM13 26H14V25H13ZM18 26H15V28L12 27V28H10V29H9V26H8V29H9V30H8V29H7V30H8V32H9L11 29H13L15 32H17V34H16L15 32H14V33H11V34H13L14 36L16 35L15 37H18V33L21 31L22 28L25 27V26H24V27L21 26V29H20V31H19V30H18V29H19ZM43 26H42V28H43L42 30H44V28L47 27V26H44V27H43ZM51 26H52V25H51ZM51 26H50V29H51ZM53 26H54V25H53ZM109 26H110V25H109ZM111 26H115V25H112V24H111ZM117 26H115V27H117ZM152 26H153V25H152ZM226 26H227V28H228V29H226V30L229 31V30H230V28H229V27H230V24H229V26L226 24ZM154 27H153V28H154ZM17 28H18V29H17ZM47 28H48V30H49V26H48ZM95 28H96V27H95ZM97 28H98V26H97ZM97 28H96V29H97ZM111 28H112V27H111ZM212 28H213V27H212ZM212 28L209 27V30L212 29ZM242 28H243V26H242ZM28 29H29V28H28ZM98 29H99V28H98ZM98 29H97V30H98ZM104 29L106 30L107 27H106V28L104 27ZM109 29H110V27H109ZM122 29L120 30V31H121V32H120V35H124V34H121V33H124V31H123ZM136 29H135V30H136ZM140 29H141V27H140ZM142 29H144V27H143ZM145 29H146V27H145ZM156 29H157V27H156ZM202 29H203V28H202ZM26 30H27V28L25 29V31H26ZM40 30H41V29H39V31H37V32L39 33V34H38L39 36L36 37V38H40V39H41V37H40L41 35H42V37H43V36L46 37V35L43 33V31L41 30V31H42V32H41ZM93 30H94V29H93ZM93 30H92V32H94ZM97 30L95 31L96 33H97ZM102 30H103V28H102ZM102 30L100 29V31H102ZM107 30H108V29H107ZM112 30H116V29H115V28H114V29L112 28ZM138 30H139V29H138ZM138 30H136V31L138 32L139 36H141L142 34H143V35L145 34V33H143V30H142V32H139L140 30H139V31H138ZM146 30H147V29H146ZM146 30H145V32H147ZM148 30H149V28H148ZM205 30H207V28L204 29V32H206ZM209 30H207V31L209 32ZM214 30H215V28H214ZM217 30H218V29H217ZM22 31H24V30L22 29ZM25 31H24V32H25ZM27 31H28V30H27ZM27 31H26V32H27ZM44 31H45V30H44ZM83 31H84V30H83ZM83 31H82V34H81L82 36H80V37H83L85 34L88 33V32L85 33V31H84V33H85V34H84ZM87 31H89V33H91V32H90V29H88ZM98 31H99V30H98ZM103 31H104V30H103ZM126 31H127V28H126ZM131 31H130V32H131ZM149 31H151V33L154 34V31H156V30L153 31V30L150 29ZM200 31H201V30H200ZM200 31H199V32H200ZM210 31H211V30H210ZM236 31H237V32H236ZM239 31H242V29L239 30ZM26 32H25V33H26ZM46 32H47V30H46ZM95 32H94V34H96ZM107 32H109V30H108ZM107 32H106V33H107ZM110 32H111V29H110ZM110 32H109V33H110ZM113 32L115 33V31H113ZM116 32H117V35H119V30L116 31ZM128 32H129V31H128ZM201 32H203V31H201ZM201 32H200V33H201ZM208 32H206V34H207ZM222 32H223V35L226 34L225 36H227V33H225V30L222 31ZM226 32H227V31H226ZM40 33H41V34H40ZM98 33H99V32H98ZM100 33H101V32H100ZM103 33H104V32H103ZM109 33H107L108 38L111 37V36H109V35H110L112 32H111L110 34H109ZM134 33H135V32H134ZM134 33H133V34H134ZM148 33H149V32H148ZM148 33H147V35H148ZM151 33H150V35H151ZM155 33H156V32H155ZM210 33H211V32H210ZM213 33H214V31H213ZM213 33H212V35H214V34L217 33V32H215L214 34H213ZM23 34H24V33H22V35H23ZM83 34H84V35H83ZM91 34H92V33H91ZM108 34H109V35H108ZM112 34H113V33H112ZM125 34H126V33H125ZM133 34H132V35L129 34V36H132L131 38L129 37V39H132L133 36H134L136 33H135L134 35H133ZM138 34H137V35H138ZM197 34H198V33H197ZM201 34H202V33H201ZM201 34H198V35H200L202 38H204V37H203L204 35L202 34V35H203V36H202ZM104 35H105V34H101V36H104ZM114 35H115V34H114ZM147 35H146V34L144 35L145 38H146ZM150 35H149V36H150ZM154 35H155V34H154ZM208 35H209L210 38L212 37L211 34H208ZM215 35H216V34H215ZM217 35H218V34H217ZM220 35H221V34H220ZM237 35H240V33L238 32ZM19 36H20V35H19ZM35 36H36V35H35ZM88 36L90 37L91 35L89 34ZM96 36H97V35H96ZM101 36H100V37H101ZM126 36L128 37V35H126ZM149 36H147V37H149ZM196 36H197V35H196ZM200 36L198 37V39L201 38ZM205 36H207V35H205ZM233 36H234V39L238 38L237 36H236V38H235V35H233ZM240 36H241V35H240ZM240 36H239V37H240ZM20 37H21V36H20ZM94 37H95V35H94ZM100 37L98 36L97 38H100ZM112 37H113L112 39H115V42L118 41V40L116 41V39H117V38H115L116 35H115V37H114V36H112ZM117 37H119V36H117ZM123 37H124V36H123ZM136 37H138V36H136ZM136 37H135V38H136ZM150 37H151V36H150ZM207 37H208V36H207ZM209 37H208V39H209ZM215 37L218 38V39H215V40H216V41L218 40V42H219V37H218V36H215ZM215 37L213 36V38H215ZM28 38H29V37H28ZM31 38H32V36L29 38V40H28V39H25L26 42L28 43V41L30 42L31 40H33V39H31ZM43 38H44V37H43ZM86 38H88V37H86ZM90 38H91V37H90ZM90 38H89L88 41L91 40ZM92 38H93V37H92ZM108 38H107V40H108ZM135 38H133V39H135ZM140 38H141V37L136 38V39H135V42H136V44H137L136 46L139 45L140 47L142 46V48L139 47L140 50H138L137 48H136V50H138V52H139V51H140V52H143V51H141V50H144V53H145L146 48H143V47H146V46L141 45V43H143V42H142V39H143L144 37H142L141 39H140ZM145 38L143 39V40H145L144 42H146V41H147L146 39H148V38H146V39H145ZM195 38H196V37H195ZM213 38H212V39H213ZM221 38H222V36H221ZM221 38H220V39H221ZM78 39H80V41L82 40V38H78ZM94 39H95V38H94ZM100 39L103 40L104 38L101 37ZM118 39L121 40L122 38L119 37ZM124 39H126V38H124ZM150 39H152V38H150ZM196 39H197V38H196ZM196 39H195V40H196ZM212 39H211V40H212ZM227 39H228L229 41L231 40L230 37L227 38ZM42 40H43V39H42ZM42 40H41V41H42ZM101 40L99 41V42L101 43V46H102L103 44H105V46H106V44H107L106 40H105V43L101 42ZM127 40H128V38L126 39V41H127ZM195 40H194V42H195ZM204 40H206V39H204ZM204 40L201 41V39H200V41H198V40H196V41L198 42L197 44L200 45V43L203 42ZM228 40H227V43H228ZM34 41H35V39L33 40V43H35ZM41 41H40V42H41ZM85 41H86V39H85ZM109 41H113V40H111V38H110ZM122 41H123V39H122ZM122 41H121V42H122ZM124 41H125V40H124ZM126 41H125V43L122 42V43H124L123 45H125V47H126V45H127V44H126ZM128 41L131 43V42L134 41V40H132V41L128 40ZM216 41H214V45L212 44V45H210V46H213V47H216V48H217V46H218V47H220V48H223V47L220 46L221 43H220V45H217V46H216ZM220 41H221L222 44H223L224 39H223V41H222V40H220ZM44 42H45V40L43 41L42 45L44 44ZM82 42H83V41H82ZM147 42H148V41H147ZM194 42H193V43H194ZM199 42H200V43H199ZM205 42H206V41H205ZM205 42H203V43H205ZM224 42H225V41H224ZM231 42H232V40H231ZM1 43H2V42H1ZM80 43H81V42H80ZM84 43L86 44V42H84ZM84 43H83V44H84ZM92 43H93V42H92ZM102 43H103V44H102ZM117 43H118V42H117ZM127 43H128V42H127ZM130 43H129V46H130V47H131L132 45L134 46V44H130ZM148 43H149V42H148ZM148 43H146L147 46H148ZM203 43H201L200 46H203ZM208 43H212V42H207V44H208ZM232 43H233L234 46L237 44V43L234 44L235 42H232ZM28 44H29V43H28ZM31 44H32V42H30V45H31ZM83 44H82V45H83ZM93 44H96V43L94 42ZM118 44H120V43H118ZM118 44H117L116 49L118 48ZM144 44H145V43H144ZM146 44H145V45H146ZM194 44H196V43H194ZM225 44H226V42H225ZM225 44H223V46H224ZM0 45H1V44H0ZM2 45H3V43H2ZM75 45H76V46L78 45V42H77V41L75 42ZM79 45H80V44H79ZM79 45H78V46H79ZM90 45H91V44H90ZM111 45H112V44H111ZM114 45H116V44H114ZM120 45H121V44H120ZM120 45H119V46H120ZM189 45H190V44H189ZM204 45H205V44H204ZM226 45H228V44H226ZM226 45H225V46H226ZM230 45H232V44L230 43ZM230 45H229L227 48L224 47V49H225V48H226V49H229V48L231 47ZM83 46H84V45H83ZM83 46H82V48H84ZM91 46H93V45H91ZM98 46H99V45H98ZM98 46H96V49L98 48ZM107 46H109V45H107ZM112 46H113V45H112ZM127 46H128V45H127ZM129 46H128V48L131 50L132 47L130 48ZM200 46H199V47H200ZM206 46H207V45H206ZM206 46H203V47L205 48ZM210 46L208 47V48H209V49H208V50H209V53H210V51H212V50H210V49H211ZM1 47H2V46H0V50H1L2 48H4L5 46H3L2 48H1ZM79 47H81V46H79ZM86 47H88V46H86ZM103 47H104V46H103ZM103 47H100V48L102 49ZM114 47H115V46H114ZM114 47H113V49H114ZM125 47H124L123 49H125ZM185 47H187V46H185ZM185 47H184V50H186L185 52H187V50H188L189 47H188V48H185ZM191 47H193V51H190V50H189V51H190V52H189L190 54H191V52L193 53V52H195V50H196V49L194 50V45H191ZM197 47H198V46H197ZM5 48H6V47H5ZM5 48H4V49H5ZM82 48H80V49H82ZM91 48L94 49V47H89V48H87L89 52H87V49H86V48H85V51H86V53H87L86 55H88V53H89L90 58H91V61H93V58H92L93 55H94V58H95V56H96L97 54H96V55H95V53L93 54V53H92L93 50H92ZM100 48H99V49H100ZM104 48H105V47H104ZM104 48H103V49H104ZM106 48H107V47H106ZM109 48H111V47L109 46ZM109 48H108V49H109ZM119 48H120V47H119ZM121 48H122V47H121ZM195 48H196V46H195ZM232 48L234 49V47L232 46V47L230 48L231 50H227V51L224 53V55L222 54V55H223L222 60H220L221 58L219 59L218 52L212 51V52H211L212 54H213V52H214V53H217V56H218V59H219L218 61H219V62H216V61H215L214 63H216V65H214V64L212 63L213 66H212V64H211V67H210V65H209V68L207 67V68H206L207 70H204V71H207L206 74L208 73V70H210V72L212 71V72H211V73H212L211 76H212V75H213V76H217L218 74L220 75L221 73H222V74H223V73L226 74V72L230 69L229 66H231V68H233V66H235V64H230V63L232 62V60H230V58H229V61H225V60L228 58V55L232 56V55H231V52H229V51H232ZM4 49L1 50V51H2L1 53H4ZM80 49H79V50H80ZM90 49H91V53H92L93 55L90 54ZM108 49H107V50H108ZM111 49H112V48H111ZM129 49L127 50V48H126V50H127L128 52L130 51ZM133 49H134V48H133ZM189 49H190V48H189ZM205 49H206V48H205ZM217 49H218V48H217ZM217 49H215V50H217ZM79 50H77V51H79ZM126 50H123V51H122V49H121V50H117V53H120L121 51L124 52V54H121V53H120L119 55L116 54V53H115V54H114V53H113V54H109L110 51H109V52H108V51H105V52H108V54L110 55V57L108 56V59H107V57H104L105 55L102 56V57L105 58V59L103 58V61H105V63H106L107 65H110L109 67L106 65V70H109L110 67L112 68V66L115 67V66H116L115 63L117 62V59H118V58H119L118 61H120V63L123 62V61L120 60V57H121V59H122L124 56L122 57V56H120V55H125V54H126L125 57H129L128 53H126ZM134 50H135V49H134ZM134 50H133V51H134ZM184 50H183V52H182L183 55L185 54ZM191 50H192V49H191ZM208 50H207V51H208ZM219 50L221 51V49H219ZM80 51H81V50H80ZM82 51L84 52V50H82ZM95 51H96V50H95ZM95 51H93V52H95ZM97 51H98V49H97ZM97 51H96V52H97ZM99 51H100V52H99L98 55L101 56V55H102V52H101V50H99ZM103 51H104V50H103ZM111 51H112V50H111ZM119 51H120V52H119ZM131 51H132V50H131ZM133 51H132L131 53H133ZM201 51H203V50H200V51H199V54H200V53H201V54L203 53V52H201ZM207 51L204 50V55L206 54V55H205V56H206V59H205L204 55L201 56V54H200V62H199L200 64H202V62L204 63L203 60H205V61L207 60V62H209V61L212 62V61H214V60L216 59L217 56L215 57V56H214L215 54H214L213 56H211V54H210V56L207 57V54H208ZM222 51L224 52L225 50L222 49ZM234 51H235V49H234ZM234 51H232V52L234 53ZM114 52H115V49H114ZM134 52H136V51H134ZM138 52H136V56H139V55H141V54H142V57L144 56L143 53L137 54ZM206 52H207V53H206ZM100 53H101V54H100ZM110 53H112V52H110ZM131 53H130V55H131ZM180 53H181V52H180ZM221 53H222V52H221ZM221 53H220V57L222 56ZM233 53H232V54H233ZM4 54H5V53H4ZM4 54H0V55H4ZM74 54H76V52H75ZM74 54H72V55L74 56ZM78 54H79V53H78ZM104 54H105V53H104ZM186 54H187V53H186ZM190 54H187V57H188V58H189V55H190ZM194 54H195V53L192 54L193 57H194L195 55L197 56V55H198V52H197V54H195V55H194ZM76 55H77V54H76ZM76 55H75L74 57H76ZM79 55H80V54H79ZM82 55H83V54H82ZM82 55H81V56H82ZM84 55H85V53H84ZM84 55H83V56H84ZM116 55L118 56V58H117ZM132 55H134V54H132ZM183 55H182V56H183ZM208 55H209V54H208ZM77 56H78V55H77ZM106 56H107V54H106ZM136 56H135V57H136ZM176 56H177V55H176ZM182 56H181V54H180V58H181ZM71 57H72V56H71ZM74 57H72V60L76 59V58H74ZM85 57H86V56H85ZM87 57H89V56H87ZM125 57H124V58H125ZM131 57H134V56H131ZM131 57H129L130 60H131ZM184 57H186V55H184ZM198 57H199V56H198ZM202 57H203V58H202ZM213 57H214L215 59H214ZM62 58H63V57H62ZM66 58H68V57H65V58H63V59H61V60H60V58H58V59L60 60V61L58 60L59 63H60V62L62 63V60H63V63H64V59H66ZM96 58H98V56H96ZM96 58H95V59H96ZM99 58H100V57H99ZM175 58H176V57H175ZM190 58H192L191 55H190ZM196 58H197V57H196ZM196 58H194V59L192 58V60L190 59V63H188V61H187V63L189 64V65H187L189 69L186 68L185 65L183 64V62H184L185 59H187V58H185L183 61H179V62L175 63L174 65L171 66V68H173V69L176 68L175 70H177V72H178L179 69H181V67L183 68V71H185L184 68H186V73H187V71H188V73H189V75H190L192 70H193V72L195 73L196 70H198V69H201V70H202V68L205 66V65H204V66L202 65L203 67H201V65H200V64L198 63V61H197L199 58H198V59H196ZM207 58H211V59L208 60ZM82 59H83V57H82V58H77V59L74 60V61L70 60L69 58L66 59V60H68V61L70 60V63L68 62V64H70V66H71V64H76L75 61H78V60H79V62H81V64H83L82 61H80V60H82ZM88 59H89V58H88ZM88 59H85V60H86V63H87V60H88ZM176 59H177V58H176ZM181 59H182V58H181ZM181 59H180V60H181ZM201 59H202V60H201ZM232 59H233V57H232ZM66 60H65V61H66ZM85 60L83 59L84 62H85ZM96 60H98V59H96ZM96 60L94 61L95 63L93 62L94 64H96ZM99 60H100V62H102L101 58H100ZM99 60H98V61H99ZM141 60H143V59H141ZM187 60H189V59H187ZM195 60H196L197 62H196ZM216 60H217V59H216ZM89 61H90V60H89ZM89 61H88V62H89ZM173 61L175 62V59L172 60V63H173ZM220 61H221V62H220ZM230 61H231V62H230ZM233 61H234V60H233ZM73 62H74V63H73ZM100 62H99V63H100ZM124 62H125V60H124ZM124 62H123V63H124ZM133 62L135 63L136 61H133ZM133 62H132V64H131V61H130V62H126V63H124L123 66H125V65H126V66L123 67L122 69L124 70V68H126V67H127L126 69H128V67L130 68V66L134 64ZM181 62H182V64H181ZM185 62H186V61H185ZM185 62H184V63H185ZM226 62H229L230 65H229L228 63H226ZM63 63H62L61 65L65 66ZM66 63H67V61H66ZM66 63H65V64H66ZM77 63H78V62H77ZM86 63H85V64H86ZM93 63L91 64V62H89V63H87V64H89V66H90V65L92 66ZM97 63H98V62H97ZM99 63H98V64H99ZM118 63H119V62H118ZM118 63H117V64H118ZM120 63H119L118 65H121ZM123 63H122V64H123ZM136 63H137V62H136ZM136 63H135V64H136ZM170 63H171V62H170ZM170 63H169V65H170ZM172 63H171V64H172ZM232 63H234V62H232ZM79 64H80V63H79ZM85 64H83V65H84L83 68H80V67H77V68H80L81 71H82V70L85 71V70H84V69H86V68H85ZM102 64H103V63H102ZM139 64H141V61H139L138 64L133 65L134 68H133L132 66H131V67H132L133 69H135V68L137 67V65H139ZM180 64H181V65H180ZM204 64H205V63H204ZM206 64H207V63H206ZM227 64H228V65H227ZM96 65H97V64H96ZM104 65H105V64H104ZM104 65H102V66H100V67H99V66H95V67L93 66L92 68L89 67V69L86 70L87 72L84 73V76H87V74H88L89 77H90V75H91V76H95V75H96V77H97V76L100 77V78L97 77V79H98V78H99V79H102V78H103L102 75H103V76H104V74L107 75L105 71H104V72L102 71V70H103L102 68H105V67H103ZM141 65H142V64H141ZM141 65H139V67H141ZM169 65H168V69H166L168 72H169V70L171 69ZM75 66H77V65H75ZM75 66H74V69H75ZM78 66H79V65H78ZM86 66H87V65H86ZM207 66H208V65H207ZM239 66H240V65H239ZM66 67L68 68L69 66L67 65V66H65V68H66ZM81 67H82V66H81ZM87 67H88V66H87ZM101 67H102V68H101ZM114 67L112 68V70L114 69ZM116 67H118V66H116ZM139 67H138V68H139ZM200 67H201V68H200ZM237 67H238V66H236L235 68H237ZM71 68H73V67H71ZM71 68H68V69H71ZM77 68H76V69H77ZM90 68H91V69H90ZM118 68H119V67H118ZM132 68L129 69L130 71H129V70H127V71L130 73L131 70H133ZM122 69H121V70H122ZM126 69H125V71H124V72H125L124 75L127 76V74H129V73H128V72L126 73ZM203 69H204V68H203ZM213 69H214V71H215V70H216V71L213 72ZM237 69H238V68H237ZM237 69H235V71H237ZM78 70H79V69H78ZM104 70H105V69H104ZM112 70L110 69L109 72H111ZM114 70L116 71L117 69H114ZM114 70H113V71H114ZM123 70H122V71H123ZM166 70H165V71H166ZM171 70H172V69H171ZM171 70H170V71H171ZM189 70H190V71H189ZM231 70H232V69H231ZM231 70L229 71L230 73L234 71V70H232V71H231ZM76 71H77V70H76ZM117 71H118V70H117ZM117 71H116V72H117ZM198 71H199V70H198ZM198 71H196V74H195V75H198V74H199V75H205V78H206V74H205V72H204V74H200V72H202V71H199V73L197 74ZM225 71H226V72H225ZM120 72H121V71H120ZM120 72H119V74L121 75L123 72H122V73H120ZM180 72H182V70H181ZM193 72H192V73H193ZM210 72H209V74H210ZM216 72H217V73H216ZM0 73H1V74H0V77H1V75H2L3 73H2V72H0ZM82 73H83V72H82ZM86 73H87V74H86ZM131 73H132V72H131ZM131 73H130V74H131ZM182 73H185V72H182ZM194 73H193V74H194ZM202 73H203V72H202ZM213 73H214V74H213ZM215 73H216L217 75H216ZM89 74H90V75H89ZM119 74H118V76H120ZM193 74H192V76H193ZM122 75H123V74H122ZM195 75H194V76H195ZM207 76H209V75H207ZM211 76H209L210 79H212ZM96 77H95V78H96ZM101 77H102V78H101ZM104 77H106V76H104ZM93 78H94V77H93ZM55 79H56V78H55ZM57 79H58V78H57ZM57 79H56V80H57ZM201 79H203V78H201ZM203 80H205V79H203ZM212 80H213V79H212ZM59 81H60V83H61V81H63V80H60V79H59ZM64 82H66V81H64ZM64 82H62L61 84L63 85ZM56 83H57V82L55 81L54 85H55ZM66 83L69 84V86L72 85V84H71L72 82H71V83H70V82L68 83V81H67ZM66 83H65V84H66ZM58 84H59V82H58ZM65 84H64V85H65ZM67 84L65 85V87H67ZM70 84H71V85H70ZM54 85H53V84L49 85V89L51 88V86L54 87ZM64 85H63V86H64ZM74 85H75L76 87L78 86L79 89H80V91H81V89H83V86H82V85H81V88H80V85H78V84H74ZM74 85H72V87H73ZM58 86H60V85H58ZM69 86H68V87H69ZM75 86H74V88H76ZM38 87H39V85H38ZM61 87H62V86H61ZM68 87H67L66 89H64V88H60V87H57V88H56V89H57L56 91H58V92H57V93H58V95H57L58 98L55 97V98H56L55 100L53 99V96H55L56 93H54L55 95L51 93V94H52V98H51L50 96H48V97H50V98L52 99V101H53V100H54V101L57 100V102H58V99L60 100V98H61V100H62L63 98H65V96H66V92H67V91H70V93L68 92L69 95L67 94L68 97H70V98H68V99H72V97H73V99H72L71 101H72L73 103H74V102L76 103V101H77L78 99L82 98L83 96H86V94L89 93V90H90V89L88 90L87 87H86L87 89L84 87V89L81 91V92H83V91H85V89H86L87 92H86V93L84 92V93H85V94H84V93H81V92H77V91L79 90L78 88H77V90L75 89V90L71 91L72 89H70V88H68ZM40 88H41V85H40V87H39L38 89H40ZM44 88H46V87H44ZM46 89H47V88H46ZM49 89H48V90H49ZM53 89H54V88H53ZM68 89H69V90H68ZM181 89H182V88H181ZM40 90H41V89H40ZM40 90H38V92H39ZM42 90H43V89H42ZM44 90H45V89H44ZM44 90H43V91H44ZM48 90H45L47 93L44 92V93L46 94V97H47V94L50 93V90H51V89H50L49 91H48ZM66 90H67V91H66ZM182 90H183V89H182ZM185 90H187V89H185ZM185 90H184V93H187L188 90H187L186 92H185ZM52 91H53V90H52ZM52 91H51V92H52ZM56 91L54 90V92H56ZM103 91H104V89H103ZM158 91H160V89H159ZM164 91H166V90L164 89ZM168 91H169V90L166 91V95H167V92H168ZM173 91H175V90L173 89ZM173 91H171V92L173 93ZM189 91H191V89H190ZM156 92H157V91H156ZM175 92H176V91H175ZM177 92H178V91H177ZM179 92H180V91H179ZM179 92H178V93H179ZM191 92H192V91H191ZM194 92H195V91H194ZM29 93H30V92H29ZM29 93H28V94H29ZM39 93H40V92H39ZM44 93L42 92L43 96L45 95ZM163 93H165V92H163ZM172 93H171V94H172ZM180 93H181V95H183V92H182V91H181ZM180 93L178 94L179 96H180ZM189 93H190V92H189ZM195 93H196V92H195ZM195 93L193 94V92H192V93H190V94H192V95H190V94H189V95L192 97L193 95H195ZM197 93H200V92L197 91ZM197 93H196V94H197ZM258 93H259V92H258ZM35 94H37V93H35ZM51 94H49V95H51ZM83 94H84V95H83ZM160 94H162V91H161ZM176 94H177V93H176ZM187 94H188V93H187ZM29 95H31V97L33 96L32 94H29ZM59 95H60V98H59ZM92 95H93V94H92ZM92 95H91V93H89V94L87 95V96H88V99H89V97L92 96ZM162 95H164V98L166 97L165 99L168 98L165 94H162ZM172 95H174V94H172ZM35 96H36V95H35ZM37 96H38V95H37ZM39 96L41 97V94H40ZM43 96H42V97H43ZM81 96H82V97H81ZM179 96H178V97H179ZM183 96H186V94L183 95ZM190 96H189V97H190ZM1 97H2V96H1ZM31 97H30V98H31ZM66 97H67V96H66ZM162 97H163V96H162ZM172 97H173V96H172ZM178 97H177V99L175 98V96L173 97V98L176 99V102H177V100H178ZM189 97L186 96L185 99H180V101H182V100L187 101V99H188ZM257 97H258V96H257ZM259 97H260V96H259ZM259 97H258V98H259ZM34 98H35V97H32V99H34ZM38 98H39V97H38ZM169 98H171L170 95H169ZM169 98H168V99H169ZM173 98H172V102L175 100V99H173ZM258 98H257V99H258ZM26 99L29 100V97L26 98ZM32 99L29 100V101H30L29 103H31V101H32V104H33V101L35 102V99H36L37 101L39 100V99H37V97H36L34 100H32ZM43 99L45 100V98H42L41 100H43ZM51 99H49V100L51 101ZM68 99H67V100H68ZM83 99H84V100L86 99V101H88L87 97H86V98H83ZM90 99H91V97H90ZM165 99H164V100H165ZM168 99H167V100H168ZM257 99H256V100H257ZM259 99H260V98H259ZM259 99H258V101H257L256 103H257V106H258V104H259V107H261L262 105H264V103H263V101H260ZM41 100H39V101H40V103L42 104V102H44V101L41 102ZM47 100H48V99H47ZM67 100H66V98H65L66 103H65V101H64V102L61 101V102H62L63 104H68V103H70V102H69L70 100H69V101H67ZM73 100H74V101H73ZM84 100L80 99V101H79V100H78V101H79V102H81V101L84 102ZM25 101H26V100H25ZM25 101H23V103H24ZM50 101H47V103H48V102L51 103ZM54 101H53V102H54ZM165 101H166V100H165ZM170 101H171V100H169L168 102H170ZM61 102H60V104H62ZM174 102H175V101H174ZM174 102H173V103H174ZM258 102H259V103H258ZM261 102H262V103H261ZM23 103L21 104L22 107L25 105V103H24V104H23ZM26 103H27V102H26ZM29 103H28V104H29ZM40 103H38V104H36V105L39 107ZM49 103H48V104H49ZM55 103H56V102H55ZM166 103H167V102H166ZM170 103H171V102H170ZM32 104H31V105H25V107H26L25 109L27 110L26 113H27L28 110L30 109L29 107H30V106H33ZM34 104H35V103H34ZM48 104H45V105H48ZM57 104H58V103H57ZM63 104H62L61 106H63ZM168 104H169V103H168ZM260 104H262V105L260 106ZM42 105H44V103H43ZM49 105L51 106L50 108H53V107H54V108H55V107H56V108H57V107L59 108V105H58V106H56V105L54 106L53 103H52V104H49ZM21 106H20V107H21ZM27 106H29V107H27ZM34 106H35V105H34ZM37 106H35V108H37ZM52 106H53V107H52ZM35 108H34V109L31 108V110L33 109L32 112H35V111H36ZM43 108L46 109V106L43 107ZM48 108H49V106L47 107V109H48ZM54 108H53V109H54ZM261 108H262V109H261ZM261 108H260V109L263 111V108H264V107H261ZM23 109H24V107H23ZM23 109L20 110V108H19L18 111L20 110V113H22V112H23ZM39 109H40V108H39ZM45 109H42V111L44 110L43 113H40V112L37 111V114L40 113V114H38L37 116H39V115H41V114H44L45 111H47V109H46V110H45ZM53 109H51V110H53ZM29 111H30V110H29ZM24 112H25V110H24ZM30 112H31V111H30ZM47 112H48V111H47ZM97 112H99V111H97ZM263 112H264V111H263ZM20 113L18 112V114H20ZM26 113H25V114L22 113V115L24 116V115H26ZM35 113H36V112H35ZM29 114H30V113L28 112V116H29V118H30V115H31V114L34 115V113H31L30 115H29ZM97 114H98V113H95V114H94V115H95L94 117H98ZM262 114H264V113H262ZM22 115H21V116H22ZM23 116H22V118H23ZM261 116H262V115H261ZM263 116H264V115H263ZM25 117H26V116H25ZM35 117H36V115H35ZM35 117H33V118H35ZM26 118H27V117H26ZM263 118H264V117H263ZM18 119H20V116L18 117ZM62 119H63V118H62ZM95 119H98V118H95ZM0 120H1V119H0ZM58 120H60V119H58ZM93 120H94V118H93ZM52 121H53V120H52ZM63 121H64V119H63ZM69 121H70V120H69ZM131 121H132V119H131ZM133 121H134V120H133ZM133 121H132V122H133ZM44 122H47V121H44ZM50 122H51V121H49V123H50ZM58 122H59V121H58ZM64 122H67V120L65 119ZM70 122H71V121H70ZM1 123H2V120L0 121V126H1ZM51 123H53V122H51ZM62 123H63V122H62ZM62 123H61V125H62ZM68 123H69V122H68ZM135 123H136V122L134 121L133 124H135ZM38 124H39V123H38ZM41 124H43V122H41ZM55 124H56V123H54L53 125H55ZM66 124H67V123H66ZM66 124H65L64 126H66ZM131 124H132V123H131ZM131 124H130V125H131ZM133 124H132V125H133ZM36 125H37V124H36ZM39 125H40V124H39ZM48 125H49V124H48ZM48 125H47V126H48ZM51 125H52V124L49 125L50 128L52 127ZM33 126H35V125H31L30 127H33ZM40 126H41V125H40ZM40 126H39V127H40ZM45 126H46V123H45ZM49 126H48V127H49ZM56 126H58V125L56 124ZM56 126H53V127H55V128L58 129V127H56ZM64 126H63V127H64ZM35 127L38 128L37 126H35ZM35 127H34V129H33V128H32V129L35 130V129H36ZM41 127H42V126H41ZM43 127H44V125H43ZM91 127H92V126H91ZM91 127H89V128H91ZM127 127H128V126H127ZM133 127H134V125H133ZM133 127H131V128H133ZM0 128H1V127H0ZM26 128L29 130V131H28L29 134L27 133L29 139H30V137H31V139H33V138H32L33 136L30 135V133H32L33 130H31V132H30V128H28V127H26ZM26 128H25V130L23 129V131L26 132ZM55 128H54V129H55ZM59 128H62V127H59ZM129 128H130V127H129ZM39 129H40V128H39ZM42 129H43V128H42ZM46 129H47V128H46ZM57 129H55V130L57 131ZM37 130H38V129H37ZM37 130H36V131H37ZM44 130H45V127H44ZM44 130H43V131H44ZM64 130H65V129H64ZM126 130L128 131V133H130V130H133V129H129V130L126 129ZM43 131L40 130V131H38V132H41L42 134L45 135L44 132L46 131V134H47V131H49V129L45 130L44 132H43ZM50 131H51V130H50ZM53 131H54V130H53ZM58 131H59V132H57V133H59L58 135L62 136V135L60 134V133H61V132H60L61 130L58 129ZM124 131H125V130H124ZM18 132H19V134H18ZM21 132H22V130H21ZM21 132H20V131H17V134L20 135ZM38 132H35V133L37 134ZM54 132H55V131H54ZM62 132H63V131H62ZM64 132H65V131H64ZM132 132H133V131H132ZM35 133H32V134H35ZM41 133H38L36 136L40 137L39 134H41ZM48 133H49V132H48ZM123 133H124V132H123ZM123 133H122V135H123ZM128 133H126V134L128 135ZM17 134H16V136H17ZM49 134H50V133H49ZM51 134H52V133H51ZM53 134H54V133H53ZM53 134H52V135H53ZM55 134H56V132H55ZM62 134H63V133H62ZM126 134H124V135H126ZM133 134H134V133H133ZM133 134H131V136H132ZM23 135H24V133H23ZM56 135H57V134H56ZM124 135H123V137H124ZM127 135H126V137H127ZM14 136H15V134H14ZM41 136H42V135H41ZM46 136H47V135H46ZM60 136H58V137H60ZM20 137H21V135H20ZM23 137H24V136H23ZM42 137H43L42 139H45L44 136H42ZM52 137H53V139H54L56 136H52ZM80 137H81V136H80ZM80 137H79V139H80ZM82 137H84V136H82ZM82 137H81V138H82ZM85 137H86V136H85ZM123 137H122V138H123ZM15 138H16V137H15ZM25 138H26V135H25ZM35 138H36V137H34V139H35ZM46 138H47V137H46ZM50 138H51V137H50ZM128 138H130V136H129ZM128 138H127V139H128ZM132 138H133V137H132ZM20 139H22V138H20ZM29 139H28V140H29ZM31 139H30V140H31ZM36 139H37V138H36ZM39 139H40V138H39ZM39 139L37 140L38 142H39ZM53 139H51V140H53ZM55 139H58V138H55ZM83 139H84V138H83ZM83 139H82V140H83ZM87 139H88V138H86V140H87ZM26 140H27V139H26ZM26 140H23V141H26ZM40 140H41V139H40ZM47 140H48V139H47ZM77 140H78V138H77ZM82 140H80V141H82ZM84 140H85V139H84ZM84 140L82 141V144L85 145V144H87V141H88V140L86 141V143L84 142ZM121 140H122V139H121ZM130 140H131V139H130ZM130 140H128V141H130ZM5 141H6V140H4L3 142L5 143ZM19 141H20V140H19ZM19 141H17V142H19ZM32 141H34V140H32ZM53 141H55V140H53ZM78 141H79V140H78ZM78 141H75V142H78ZM125 141H127L126 138H125ZM0 142L2 143V141H0ZM20 142H22V140H21ZM44 142H45V140L43 141V143H44ZM47 142H49L48 144H50L51 141H47ZM83 142H84V143H83ZM123 142H124V139H123ZM25 143H26V145H30L29 142H28L29 144H27V141L24 142L23 144L25 145ZM79 143H80V142H79ZM79 143H77V144H79ZM124 143H125V142H124ZM124 143H122V144H124ZM2 144H3V143H2ZM2 144H0V146H1ZM16 144H17V143H16ZM18 144L21 145L22 143H21V144L18 143ZM32 144H33V143H32ZM34 144H35V146L37 145L36 142H34ZM40 144H41V143H40ZM40 144H39V145H40ZM75 144H76V143H75ZM75 144H74V146H75ZM120 144H121V143H120ZM122 144H121V145H122ZM126 144H127V143H126ZM46 145H47V143H46ZM52 145H53V144L51 143V146H52ZM84 145H83V146H84ZM124 145H125V144H124ZM35 146L33 145V149H34V150H36V147H35ZM49 146H50V145H49ZM49 146H48V147H49ZM51 146H50V147H51ZM79 146H80V144H79ZM16 147H17V146H16ZM31 147H32V145H31ZM34 147H35V148H34ZM17 148H18V150H19V147H17ZM17 148L14 147V151H15V149H17ZM45 148H46V147H45ZM73 148H74V149H72V150H73L72 153H73L74 150H75V147H73ZM80 148H83V147L81 146ZM80 148H78V149L80 150ZM33 149H32V150H33ZM123 149H124V148H123ZM123 149H122V151H125V150H123ZM10 150H11V149H10ZM29 150H30V149H29ZM44 150L46 151V149H44ZM0 151L3 152L2 149H1ZM6 151H7V150H6ZM14 151H13V152H14ZM21 151H24V149L21 150ZM77 151H78V150H77V148H76V151H75L76 153H74V154H77ZM8 152H9V151H8ZM13 152H10V153H7V152H6V153H7V154H10V155L12 156V155L15 153V152H14V153H13ZM32 152L34 153V151H32ZM6 153H5V150H4V153H2V154H3L2 156H6L5 158H7V157L9 156V155H7ZM11 153H12V154H11ZM16 153H18L17 155H19V152H16ZM16 153L13 155V156H14L13 158L18 159V157H15V156H17ZM21 153H22V152H21ZM21 153H20V156H21ZM26 153L29 154L28 151H27ZM26 153H24V154H26ZM30 153H31V152H30ZM78 153H79V152H78ZM4 154H5V155H4ZM24 154H22V155H24ZM28 154H27V155H28ZM74 154H73V155H74ZM33 155H34V154H33ZM33 155H32L31 157L29 156V157H27V158H30V160H32V159H33V158H32ZM2 156H0V157H1L2 159H5V158L2 157ZM20 156H19V159H20ZM1 158H0V160H1ZM8 158H9V157H8ZM8 158H7V159H8ZM11 158H12V157H11ZM11 158H10V159H11ZM13 158H12V159H13ZM22 158H23V157H22ZM22 158H21V159H22ZM27 158H26V156H25V160H27ZM31 158H32V159H31ZM19 159H18V160H19ZM18 160H17V162H18ZM30 160L28 159V163H30V162H29ZM113 160H117V159H113ZM120 160H121V158H120ZM22 161H24V159H23ZM22 161H21V162L19 161V162H20L19 164H21ZM117 161H119V159H118ZM26 162H27V161H26ZM109 162H110V160H109ZM28 163H27V165H25L27 168H28V166H29ZM24 164H26L25 161H24ZM112 164H113V163H112ZM115 164H116V163H115ZM16 165H17V164H16ZM18 166H19V165H18ZM20 166H21V165H20ZM25 166L22 167V168L20 167V168H21L22 170H23V168H25V170H26V167H25ZM113 166H115V165H113ZM1 167H2V166H1ZM1 167H0V169H1ZM10 167H11V166H10ZM13 167H14V166H13ZM3 168H5V167L3 166ZM3 168H2V169H3ZM8 168H9V167H8ZM8 168H7V169H8ZM2 169H1V170H2ZM7 169H6V171H7ZM11 169H12V167H11ZM3 170H4V169H3ZM3 170H2V171H3ZM13 170L16 171V170H17V166H16V169H13ZM13 170H10V171H13ZM22 170L19 169V172L22 171ZM15 171H14V172H15ZM14 172H13V174H14ZM17 172H18V171L15 172V173H16V174H15L16 176H18V174L21 175V173L18 172V174H17ZM24 172H25V171H24ZM24 172H23V173H24ZM0 173H1V172H0ZM3 173H5V174H1V175H5V176H6L7 173H6V172H3ZM9 173L12 174L11 172H9ZM9 173H8V174H9ZM10 174H9V179L7 178L8 175L6 176V179H7L6 181H8V182H10L9 180H11V177H12V176H15V175L12 174V176L10 177ZM106 175H107V174H106ZM5 176H4V177H5ZM2 177H3V176H2ZM2 177H1V179H2ZM4 177H3V178H4ZM12 178H13V177H12ZM14 178H15V177H14ZM1 179H0V181H1ZM3 180H4V179H2V181H3ZM12 180H13V179H12ZM6 181L4 180L3 182H6ZM3 182H1V183H3ZM8 182H7L6 184H8ZM59 182H60V181H59ZM60 183H61V182H60ZM4 184H5V183H4ZM6 184H5V185H6ZM56 184H57V183H56ZM58 184H59V183H58ZM61 184H62V183H61ZM53 186H54V188H56L57 185H56V186L53 185ZM58 186H61V185H58ZM58 186H57V188H59ZM62 186H63V185H62ZM51 189H52V186L50 187V191H51ZM30 190H32V192H33V189H29V191H28V192H29V195H30V192H31ZM52 190H56V189H52ZM50 191H48V192H49V195H50ZM70 191H71V190H70ZM70 191H68V192H70ZM51 192H52V193H55L56 191H54V192L51 191ZM26 193H27V191H26ZM52 193H51V194H52ZM47 194H48V193H47ZM68 194L70 195L71 193H68ZM52 195H53V194H52ZM54 195H56V194H54ZM69 195H68V196H69ZM47 196H48V195H47ZM48 197H54V196H48ZM48 197H46V198H47V201L50 199V198H48ZM41 198H42V197H40V199H41ZM44 198H45V197H44ZM54 198H55V197H54ZM79 198H80V197H79ZM36 199H37V202L39 203L40 201H42L43 198H42L41 200H39V201H38L39 197L36 198ZM36 199H34V200H35L34 203H35L36 206H37L38 203H36ZM56 199H57V198H56ZM81 199H83V198L81 197ZM45 200H46V199H45ZM51 200H53V199H50V201H51ZM47 201H45V202H47ZM50 201H49V203H50ZM76 201H77V200H76ZM76 201H75V202H76ZM82 201H83V200H82ZM53 202H54V201H53ZM78 202H80V201H78ZM41 203H42V202H41ZM43 203H44V202H43ZM55 203H57V200L55 201ZM55 203H54L53 205H56ZM76 203H77V202H76ZM47 204H48V202H47ZM47 204H46V205H47ZM39 205H40V203L38 204V206H39ZM46 205H45V206H46ZM50 205H52V203H50ZM50 205L48 204L49 207H50ZM33 206H34V208H35V205H34V204H33ZM33 206H32V207H33ZM38 206H37V207H38ZM43 206H44V205H43ZM45 206H44L43 209H45V208H49L48 206H47V207H45ZM37 207H36L35 209H33V210L35 211L36 209H38ZM51 207H52V206H51ZM64 207H65V206H64ZM53 208H54V206H53L52 208H49V209L52 210ZM65 208H66V207H65ZM65 208H64V210H65ZM67 208H68V207H67ZM49 209H48V211H49ZM31 210H32V208H31ZM31 210H30V211H31ZM33 210H32V211H33ZM46 210H47V209H46ZM46 210H45V212H47ZM51 210H50V211H51ZM67 210H68V209H67ZM67 210H65V211H67ZM30 211H29V212H30ZM32 211H31V212H32ZM34 211H33L32 213L30 212V216H29V213H28L27 217L30 218L31 216H35L36 213H35ZM36 212H37V210H36ZM45 212H44V210H43V215L45 214ZM34 213H35V214H34ZM48 213H49V212H48ZM31 214H32V215H31ZM33 214H34V215H33ZM46 214H47V213H46ZM36 215H37V214H36ZM44 216H45V217H44ZM44 216H43V218H42L43 220H45V218H47L46 215H44ZM40 217H41V216H40ZM31 218L33 219L34 217H31ZM31 218H30V219H31ZM38 218H39V215H38ZM17 219H18V217H17ZM30 219H29V220H30ZM32 219H31V220H32ZM11 220H12V219H11ZM11 220H10V221H11ZM15 220H16V218H15ZM15 220L13 219V223L11 222L10 225H11V224H15V223H14ZM31 220H30V221H31ZM116 220H117V219H116ZM26 221H27V218H26ZM30 221H29V222H30ZM39 221H40V219H39ZM16 222H17V221H16ZM50 225H53V224L51 223ZM23 231H24V229H23ZM38 231H39V229H38L36 232H38ZM36 232H35V235L37 236V234H39V232H38L37 234H36ZM22 233H23V232H22ZM41 234H42V230H41V232H40L39 235H41ZM75 234H76V233H75ZM35 235H34V239H35V237H36ZM39 235H38V237H39ZM72 237H73V236H72ZM125 237H126V236H125ZM125 237H124V238H125ZM36 238H37V237H36ZM74 238H76L75 235H74ZM74 238H73V239H74ZM124 238H123V239H124ZM70 239H72V238H70ZM74 240H75V239H74ZM74 240H73V241H74ZM70 241H71V240H70ZM73 241H72L71 243L68 241V242H69V245H71V244L73 243ZM0 242H1V241H0ZM0 244H1V243H0ZM1 247H2V245L0 246V249H1ZM62 251H64V250H62ZM112 264H113V263H112Z\"/></svg>",
  "mask_w": 264,
  "mask_h": 264
}]
</instances>
